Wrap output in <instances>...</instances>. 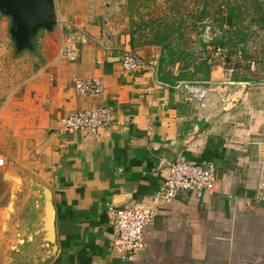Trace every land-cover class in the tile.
I'll return each mask as SVG.
<instances>
[{
  "label": "crops",
  "instance_id": "obj_1",
  "mask_svg": "<svg viewBox=\"0 0 264 264\" xmlns=\"http://www.w3.org/2000/svg\"><path fill=\"white\" fill-rule=\"evenodd\" d=\"M66 1L55 0L57 25L38 33L33 51L15 53L0 16V264H120L108 207L149 205L165 162L178 157L212 164L214 190L178 194L145 227L146 247L131 264H264V50L256 48L264 41L251 39L244 69L215 64L198 103L168 84L159 46L139 44L127 20L100 22L102 10ZM72 34L88 42L67 62L58 58L61 38ZM128 52L147 67L125 72ZM72 75L99 78L105 89L78 96ZM98 107L111 109L109 129L62 130V118ZM41 186L54 215L46 262L48 244L32 228L43 214Z\"/></svg>",
  "mask_w": 264,
  "mask_h": 264
},
{
  "label": "built area",
  "instance_id": "obj_2",
  "mask_svg": "<svg viewBox=\"0 0 264 264\" xmlns=\"http://www.w3.org/2000/svg\"><path fill=\"white\" fill-rule=\"evenodd\" d=\"M262 1V0H261ZM74 35V36H73ZM88 42L84 36L72 34L61 38L58 58L74 62L78 56V44ZM226 51L220 47L214 50L216 65L235 71L231 63L243 62L238 49L226 60ZM125 72L143 70L147 64L137 55L125 53L121 61ZM71 84L78 96L96 97L103 93L104 82L99 78H82L71 76ZM192 100L202 103L209 92L208 82H180L175 85ZM61 128L66 133H82L97 136L100 130L109 129L112 125V113L109 107H98L82 110L61 119ZM3 160L0 159V166ZM168 174L153 196L149 205L137 204L131 207L116 208L109 206L108 214L114 231L111 249L120 259V264H131L132 257L144 251V229L153 218L165 208L178 194L189 192L197 199L214 190L216 170L212 164H191L178 157L173 162H165Z\"/></svg>",
  "mask_w": 264,
  "mask_h": 264
},
{
  "label": "rangeland",
  "instance_id": "obj_3",
  "mask_svg": "<svg viewBox=\"0 0 264 264\" xmlns=\"http://www.w3.org/2000/svg\"><path fill=\"white\" fill-rule=\"evenodd\" d=\"M81 1V4H88L103 11V14L98 15L100 22L103 18H117L121 21L127 20L131 27L141 28L140 40L169 35L163 41L170 44V52L164 53V62L160 65L163 76L171 80L181 71L187 77L198 72L196 70L200 68L201 60L207 55L211 58L208 63L215 64L216 47L210 43L219 38L225 40L227 35H231L230 39L236 44L245 41L250 35L247 53L256 50L253 47L250 51L251 39L256 42L264 41V30L259 27L258 30L256 22L253 21L257 15L258 0H67L65 3L75 4ZM130 1L132 3H129ZM106 4L114 10H119L108 14ZM230 12L234 18L231 25H228L226 19ZM7 22L3 30L5 35L9 34V20ZM11 44L10 46H13L12 41ZM256 48L262 52L260 43ZM197 75L201 76L202 73ZM190 78L192 82H202Z\"/></svg>",
  "mask_w": 264,
  "mask_h": 264
},
{
  "label": "water",
  "instance_id": "obj_4",
  "mask_svg": "<svg viewBox=\"0 0 264 264\" xmlns=\"http://www.w3.org/2000/svg\"><path fill=\"white\" fill-rule=\"evenodd\" d=\"M0 16L9 20L8 33L17 54L33 51L38 33H52L57 25L55 0H0ZM41 190L43 214L34 220L32 228L35 236L41 231L43 243L48 244L49 250L42 257L46 262L55 251L54 215L49 192L42 186Z\"/></svg>",
  "mask_w": 264,
  "mask_h": 264
},
{
  "label": "trees",
  "instance_id": "obj_5",
  "mask_svg": "<svg viewBox=\"0 0 264 264\" xmlns=\"http://www.w3.org/2000/svg\"><path fill=\"white\" fill-rule=\"evenodd\" d=\"M129 3H132V1H130ZM263 9H262V6L260 4H258L257 8H256V18L253 20L254 22H256L255 24L261 29V30H264V14H263ZM234 16H233V13H229L228 16H227V24L228 25H231L232 23V20H233ZM198 20H200V17L197 18ZM142 32V29L139 28V27H136L134 26L133 29H131V34L132 35H136L138 36L139 38L141 37L140 33ZM131 35V42L133 40V37ZM168 36H160V35H157L156 38H152L150 40H144L141 41L139 44L141 45H156V46H159L160 50H161V56L159 58V72H162V67L160 64H162V62H164V53L166 51H169V45L168 43H164L165 41H163L164 38H168ZM232 36L227 35V37L225 38V40L223 38H219V40H215L214 42H211L210 44L212 46L215 47H220L221 49L225 50L226 52V60L229 62V57L232 56L236 50H240L241 51V54H242V57H243V60L245 61L246 59L248 58H251L252 57V54L253 52H249L247 53V51H249V49L247 50V47L249 48V46H247L249 44V41H250V35L247 36L246 40L243 41V42H240V43H233L232 40L230 39ZM166 40V39H165ZM253 42H251V47H250V51L253 50ZM262 50H264V45H262ZM170 52V51H169ZM210 58V55H207L204 59L201 60V64H200V68L196 71L198 72H195L194 74L190 75V77H192V79L194 80L196 78L197 81H208V78H209V72H210V69L215 65L214 63L212 64H209L208 61H209ZM231 67L235 68V70H239V69H244L246 67V64H244V62H236L234 64H230ZM201 68L203 69V71H201ZM201 72L202 75L201 76H198L197 74ZM189 76L187 77L184 72L181 71V73H179V75L177 77H175V79L171 80L169 79L168 77H164L165 80L168 82V84L172 85V86H175L176 84L180 83V82H192L191 81V78ZM195 81V80H194Z\"/></svg>",
  "mask_w": 264,
  "mask_h": 264
}]
</instances>
